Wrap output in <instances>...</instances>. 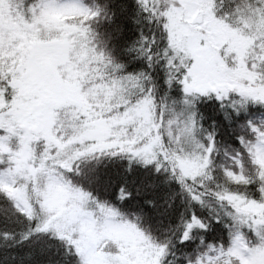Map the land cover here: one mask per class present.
I'll return each mask as SVG.
<instances>
[{
    "label": "clouds",
    "instance_id": "1",
    "mask_svg": "<svg viewBox=\"0 0 264 264\" xmlns=\"http://www.w3.org/2000/svg\"><path fill=\"white\" fill-rule=\"evenodd\" d=\"M79 2L90 16L66 14L70 0H29L27 24L15 36L0 31V59L16 65V79L24 78L37 37L59 38L64 25L87 31L102 17L116 22V0ZM179 6L120 0L125 17L115 37L73 34V71L64 75L75 100L58 111L51 139H41L12 185L27 191L32 218L0 191L18 221H0V264H87L82 240L89 233L127 230L142 236L147 264H256L264 257V0H200L198 25L224 34L218 54L226 65V82L205 92L189 89V61L173 43ZM8 9L2 0L0 12ZM237 76L244 78L230 87ZM0 87L11 106L17 91L8 80ZM98 127L109 134L95 135ZM60 190L83 193L68 202L74 213L49 212ZM194 220L203 227L189 230ZM106 245V253L119 254Z\"/></svg>",
    "mask_w": 264,
    "mask_h": 264
},
{
    "label": "rangeland",
    "instance_id": "2",
    "mask_svg": "<svg viewBox=\"0 0 264 264\" xmlns=\"http://www.w3.org/2000/svg\"><path fill=\"white\" fill-rule=\"evenodd\" d=\"M200 0H178L179 7L175 9L176 16L173 21V43L178 51L185 53L193 59V65L188 72L189 89L197 92H205L213 83L226 82L224 72L226 65L218 54L223 45L224 34L215 29L204 28L198 25L203 9L198 7ZM68 15H84L86 10L81 7L79 0H70L63 10ZM23 20V19H21ZM17 21V20H16ZM195 21V22H194ZM3 26L0 16V27ZM9 31L16 35L18 25L7 26ZM1 31V30H0ZM216 54H209V51ZM70 47L66 39L35 44L32 46L31 62L27 66L24 78L16 84L20 91L21 99L18 108L9 114L10 117L0 118V127L7 129L11 135L22 133L21 152L16 159V172H21L25 162H30V151L34 142L51 139V130L56 118V109L67 101L76 97L74 88H69L65 83L64 73H72L73 68L68 62ZM243 76H237L232 80L230 87H237ZM26 101V102H24ZM109 134L103 127L95 130V135ZM151 153V148L146 149ZM10 182H5V177ZM12 175L9 170H3L0 174V188L11 191L19 208L25 206V199L17 191L12 189ZM66 199L62 190L53 193L48 200V210L62 214L65 212ZM106 238L115 241L126 240L132 244L141 243L140 237L134 230L121 231L98 237L89 233L82 243L88 251L87 264H106L105 257L98 251V245ZM137 251V253H135ZM144 247L135 249L133 256L135 264H147V256ZM256 264H264V257L257 259Z\"/></svg>",
    "mask_w": 264,
    "mask_h": 264
},
{
    "label": "trees",
    "instance_id": "3",
    "mask_svg": "<svg viewBox=\"0 0 264 264\" xmlns=\"http://www.w3.org/2000/svg\"><path fill=\"white\" fill-rule=\"evenodd\" d=\"M7 2L9 3V9L7 10V12H0V16L2 17L3 26H4V27L1 26L0 30L3 31L5 28H7V26H10L12 24L18 25V28L21 25H26L27 24V14L29 12V0H7ZM89 2L103 4L105 3V0H89ZM119 2L120 0H116V4L112 5V9L116 13L115 23H110L107 19L102 17L99 21L93 20L92 28L87 29V31H85L81 25H64L63 35L61 37L54 38V39H40L39 37H37L34 40L33 45L41 44V43L42 44L50 43V42L52 43L54 41L66 39L68 41V45L70 47V52H71V50L77 43L76 40L71 39L73 34L80 33L82 34V36H87L89 39H91L93 35H95L96 33H99V36L96 37L97 42L106 41L109 38V36L115 37L118 31V28L120 24L124 22V17H125V13H123L121 11V8L118 7ZM82 16L88 17L90 16V13L86 11V13ZM31 53H32V49H31ZM182 54H184L189 61L187 65L188 72H189L190 68L193 65V59L190 56L186 55L185 53H182ZM5 59H0V83H2L4 80H8L9 86L12 89H15L17 91V98H15L13 100L12 105L9 106L6 104L4 100V89L3 87H0V118L5 117L6 119H8V117H10L9 114L13 112V110L18 108L19 100L21 99V94L18 88H16V84L20 81V79L19 80L16 79L14 75V73L16 72V65L6 68ZM68 62L71 64L70 55L68 56ZM9 77H12V78L9 79ZM65 83L67 84L69 88H74V85L72 83V78H68ZM74 100L75 99H72V101H67L63 105H61L59 108H57L55 111L56 115L60 109H63L66 107L70 108ZM5 109H7V111ZM214 112L215 110H210L209 115L213 116L214 118L220 119L221 123H223V119L219 117H215ZM21 134L22 133L11 135L7 131V129L0 127V174L3 172V170H5L4 163H5V158H7L8 164L10 165V167L7 170H9L12 175L13 184L16 183V175L20 173V172H16V159L18 158V155L21 152V148H22V144H21L22 142H21V136H20ZM40 141L34 142V144L32 145L30 161L35 159L36 146L39 144ZM12 189L13 191L15 190L19 192V194L21 195V190H18L14 188L13 186H12ZM0 191L7 193L9 199L16 202L15 204L16 209H18L21 212H24L27 216H29V218H32L33 212L31 210V205L28 202L26 190H22L23 191L22 197L26 201L25 206L22 208L18 207L17 201L14 198V196L11 194V191L9 192L2 188H0ZM62 192L66 199V204L64 205L65 212L74 213L76 210L75 205L69 208L68 202L75 201L77 199L82 198L83 193H80L78 191L66 192L64 190H62ZM49 212L54 213L55 216L60 215L58 212H52L50 210ZM55 216L51 217L48 221L45 222L44 230H47L48 226L51 225ZM5 220L9 224L18 223L12 208L9 207L2 199H0V221H5ZM109 240L114 245H116V247L119 249V254L112 255L110 253H106L103 250V248L107 246L106 241H109ZM140 247H142L141 243L132 244L131 242H128L126 240L115 241L113 239L106 238L99 243L97 251L101 256L105 257L106 264H135L136 258L133 256V254H134L135 249H139ZM79 250L80 249L78 248V251ZM135 253H137V251ZM146 254L147 252L145 254H142L143 258H146L145 256Z\"/></svg>",
    "mask_w": 264,
    "mask_h": 264
},
{
    "label": "snow or ice",
    "instance_id": "4",
    "mask_svg": "<svg viewBox=\"0 0 264 264\" xmlns=\"http://www.w3.org/2000/svg\"><path fill=\"white\" fill-rule=\"evenodd\" d=\"M0 2H2V0H0ZM243 106H244V102L241 101V107H243ZM229 118L230 117L226 114L225 119H229ZM196 225H199L200 227H203V225L200 224V221L199 220H194V223L188 224L187 225V228L189 230H192ZM186 235H187V233H186Z\"/></svg>",
    "mask_w": 264,
    "mask_h": 264
}]
</instances>
